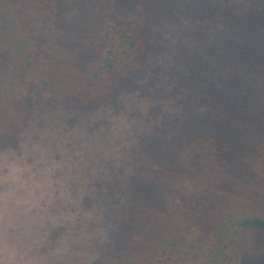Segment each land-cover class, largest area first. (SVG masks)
<instances>
[{
  "label": "trees",
  "instance_id": "obj_1",
  "mask_svg": "<svg viewBox=\"0 0 264 264\" xmlns=\"http://www.w3.org/2000/svg\"><path fill=\"white\" fill-rule=\"evenodd\" d=\"M188 2L0 0V154L46 114L89 115L115 100L143 69L157 28L172 25L179 43L201 42V16ZM244 2L236 1L240 17L226 16L221 33L224 46L241 49L222 72L230 97L246 64L264 74V0ZM213 74L209 82L220 77ZM230 97L207 105L205 124L195 118L178 128L175 159L166 145L174 135L158 138L134 155L124 183L104 193L106 205L86 210L123 234L97 264H247L245 238L264 234V154L242 164L238 147L221 135Z\"/></svg>",
  "mask_w": 264,
  "mask_h": 264
},
{
  "label": "rangeland",
  "instance_id": "obj_2",
  "mask_svg": "<svg viewBox=\"0 0 264 264\" xmlns=\"http://www.w3.org/2000/svg\"><path fill=\"white\" fill-rule=\"evenodd\" d=\"M236 1L189 0L201 16V42L179 43L172 25L157 28L143 69L115 100L89 115L46 114L0 154V236L17 248L15 257L0 253L3 264H86L92 257L97 264L117 250L121 231L108 230L86 210L103 208L104 193L124 183L134 155L147 154L158 138L174 135L166 145L175 159L182 142L178 128H191L195 118L194 124H205L207 105L230 97L222 72L241 49L224 46L221 33L226 16L240 17ZM242 1L250 8L258 0ZM242 70L224 107L227 116L217 125L238 147L242 164L250 165L264 154V74L247 64ZM209 73L220 77L209 82ZM244 247L247 264L264 263V234L246 237Z\"/></svg>",
  "mask_w": 264,
  "mask_h": 264
},
{
  "label": "clouds",
  "instance_id": "obj_3",
  "mask_svg": "<svg viewBox=\"0 0 264 264\" xmlns=\"http://www.w3.org/2000/svg\"><path fill=\"white\" fill-rule=\"evenodd\" d=\"M3 220V215L0 213V221ZM8 251L10 257H15L17 254V248L15 245H8L5 243L3 236H0V253ZM0 264H3V260H0Z\"/></svg>",
  "mask_w": 264,
  "mask_h": 264
}]
</instances>
